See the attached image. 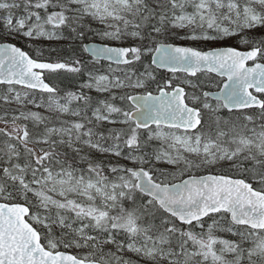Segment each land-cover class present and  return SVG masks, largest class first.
I'll return each instance as SVG.
<instances>
[{"label": "snow or ice", "instance_id": "snow-or-ice-1", "mask_svg": "<svg viewBox=\"0 0 264 264\" xmlns=\"http://www.w3.org/2000/svg\"><path fill=\"white\" fill-rule=\"evenodd\" d=\"M0 264H264V0H0Z\"/></svg>", "mask_w": 264, "mask_h": 264}]
</instances>
